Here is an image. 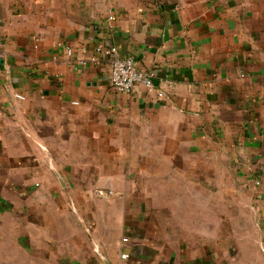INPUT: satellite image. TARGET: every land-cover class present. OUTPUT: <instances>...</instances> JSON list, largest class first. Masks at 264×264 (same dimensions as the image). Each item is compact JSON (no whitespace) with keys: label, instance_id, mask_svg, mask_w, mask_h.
<instances>
[{"label":"crops","instance_id":"1","mask_svg":"<svg viewBox=\"0 0 264 264\" xmlns=\"http://www.w3.org/2000/svg\"><path fill=\"white\" fill-rule=\"evenodd\" d=\"M0 264H264V0H0Z\"/></svg>","mask_w":264,"mask_h":264},{"label":"built area","instance_id":"2","mask_svg":"<svg viewBox=\"0 0 264 264\" xmlns=\"http://www.w3.org/2000/svg\"><path fill=\"white\" fill-rule=\"evenodd\" d=\"M110 52L115 53V49H110ZM106 53L109 52L107 51ZM153 81L154 75L139 69L136 62L130 57L124 59L115 58L111 61L109 84L117 94H130L137 86L151 91L154 88ZM126 240V237L123 238V242ZM122 257L126 258L127 255H123Z\"/></svg>","mask_w":264,"mask_h":264},{"label":"rangeland","instance_id":"3","mask_svg":"<svg viewBox=\"0 0 264 264\" xmlns=\"http://www.w3.org/2000/svg\"><path fill=\"white\" fill-rule=\"evenodd\" d=\"M212 175H215V174H213V173H211L210 175H209V177L210 176H212ZM256 182V181H255ZM256 186H258V185H256ZM236 196L237 197H239V198H242V197H244V195L243 194H241V193H239V192H237V194H236ZM235 208L233 209V210H230V213H235V214H237V212L239 213V210L237 211V209H238V207L243 211V205H238V206H234ZM220 208H221V211L223 212V214L222 215H225V214H227L229 211L227 210L226 211V209H227V207L226 206H220ZM221 215V216H222ZM221 223H223V222H221ZM227 227V226H226ZM234 229V228H233ZM244 228L242 227V226H240V224L238 225H236V227H235V231L236 232H240L241 230H243Z\"/></svg>","mask_w":264,"mask_h":264}]
</instances>
